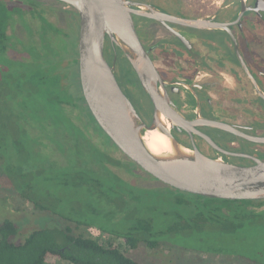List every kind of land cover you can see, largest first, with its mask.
Returning <instances> with one entry per match:
<instances>
[{
    "label": "trees",
    "instance_id": "1",
    "mask_svg": "<svg viewBox=\"0 0 264 264\" xmlns=\"http://www.w3.org/2000/svg\"><path fill=\"white\" fill-rule=\"evenodd\" d=\"M53 5L0 0V52L14 62L28 61L30 71L25 94L19 89L24 82H18L15 92L0 82L4 86L0 87V169L18 187L14 192L31 214L45 213L59 222L34 229L17 242L15 224L2 221L0 264H142L122 252L118 241L128 252L140 247L153 251L167 245L187 249L193 237L206 231L216 241L264 234V200L230 201L186 193L120 156L78 94L77 43H50L67 40L70 31L57 24L60 9ZM62 13L67 22L71 14ZM52 15L58 18L53 21ZM19 25L23 40L39 43L25 49L18 48L21 43H11L22 39L20 31L10 35ZM73 35L77 39L76 27ZM106 48L111 51L109 43ZM117 52L118 66L131 68L118 47ZM255 122L261 127L264 120L256 116ZM223 137L224 142H238L233 152L264 160V145L229 133ZM233 159L240 165L254 164L250 159ZM91 228L103 236H92ZM207 252L231 254L214 247Z\"/></svg>",
    "mask_w": 264,
    "mask_h": 264
},
{
    "label": "flooded vegetation",
    "instance_id": "2",
    "mask_svg": "<svg viewBox=\"0 0 264 264\" xmlns=\"http://www.w3.org/2000/svg\"><path fill=\"white\" fill-rule=\"evenodd\" d=\"M127 1L151 5L177 18L223 25L221 28L197 29L130 14L136 35L164 82L170 105L184 119L191 122L198 118L224 122L247 134L255 127L256 116L264 120V100L258 95L237 55L239 53L264 93V0ZM64 8L71 14L70 24L78 30V43L79 16L71 8L65 5ZM15 30H10V35L16 36V32L20 31V38L22 26H16ZM11 41L18 44L21 40L14 38ZM104 43V61L112 68L121 91L129 98L144 124L150 126L154 114L150 97L131 68L118 66L117 47L111 44L114 42L105 36ZM107 43L110 44V52L107 51ZM10 53L16 54L15 50ZM75 78L78 94L83 97L79 69ZM84 105L87 107L85 100ZM67 108H70L69 111L74 110L72 107ZM76 116L77 112L73 111L71 119L75 121ZM196 130L225 151L233 152V147L238 149V142H224V131L203 126L196 127ZM170 132L181 145L189 149L196 148L209 158H221L240 165L232 156L215 150L196 133L189 134L175 127Z\"/></svg>",
    "mask_w": 264,
    "mask_h": 264
},
{
    "label": "water",
    "instance_id": "3",
    "mask_svg": "<svg viewBox=\"0 0 264 264\" xmlns=\"http://www.w3.org/2000/svg\"><path fill=\"white\" fill-rule=\"evenodd\" d=\"M54 1L71 8L79 16L77 51L81 92L98 126L127 160L161 183L186 193L230 201L264 200V160L247 153L225 151L199 133L196 127L221 130L260 145H264V136L250 135L219 121L202 118L187 121L175 111L170 105L164 82L136 35L130 14L197 29L221 28L223 25L177 18L151 5L127 0ZM105 36L121 50L142 89L150 97L154 107L150 126L144 124L129 98L121 91L112 68L104 61ZM237 55L258 95L264 100V93L239 53ZM173 127L189 134L196 133L222 154L250 159L254 164L236 165L221 158H209L196 148L189 149L173 137L170 132ZM152 131L159 132L173 145L175 149L171 155L155 156L146 148L143 134Z\"/></svg>",
    "mask_w": 264,
    "mask_h": 264
},
{
    "label": "rangeland",
    "instance_id": "4",
    "mask_svg": "<svg viewBox=\"0 0 264 264\" xmlns=\"http://www.w3.org/2000/svg\"><path fill=\"white\" fill-rule=\"evenodd\" d=\"M43 4H53L60 10L59 20L56 21L57 24L62 25L66 29L68 27L67 40L63 42L59 39H54V42L50 43H76V37L73 35V27L68 18L63 17V11H65L64 5L56 4L51 0H37ZM57 15V14H56ZM52 15L53 21H55L58 16ZM21 40L24 37L21 36ZM20 48L34 47L33 43L29 39L19 42ZM44 43V42H40ZM49 43V42H45ZM28 61L24 62L22 60L13 61L8 55H4L0 52V79L5 89L9 92H15L17 90L18 82H24L19 88L22 93H26L25 90V79L29 77V67H27ZM1 85L0 87H4ZM3 92L0 90V97H2ZM87 135L91 138V131L88 128H84ZM250 135L264 136V123L261 127L255 126L250 131ZM113 144V143H112ZM10 176V175H9ZM12 179V175L10 176ZM13 180V179H12ZM18 188L14 183H10V179L5 177L0 169V223L6 219L10 220L15 224L18 229L17 235L14 237V240L20 242L24 235L34 229H40L46 226L59 225V222L53 219L51 216L45 213L31 214V210L24 205L18 195L14 192ZM89 233L94 237H102L103 235L100 231L96 229H89ZM250 235L239 236L238 238L234 237L233 239L225 240L226 237L222 238L223 240H218L210 238L208 231L203 234L202 237H193L192 242L189 243L187 249L177 247L175 245L170 246H161L157 250H148L144 247L138 248L137 251L128 252L124 247V243L119 240L121 251L129 255L133 260L138 261L142 264H255V262L248 258V256L255 257L257 261H264V234H255V232L250 233ZM107 236V235H106ZM242 237V238H241ZM218 239V237H217ZM233 240V241H232ZM216 241V242H213ZM205 246L201 251L195 252L198 246L204 244ZM210 247L217 248L219 250L227 249L231 254H211L207 252V249ZM192 249H196L192 251ZM206 249V251L204 250ZM206 252V253H205ZM234 254V255H233ZM247 256V257H245Z\"/></svg>",
    "mask_w": 264,
    "mask_h": 264
},
{
    "label": "bare ground",
    "instance_id": "5",
    "mask_svg": "<svg viewBox=\"0 0 264 264\" xmlns=\"http://www.w3.org/2000/svg\"><path fill=\"white\" fill-rule=\"evenodd\" d=\"M168 126L165 120H162ZM143 142L146 148L155 156H169L174 152V147L171 143L157 131L144 132Z\"/></svg>",
    "mask_w": 264,
    "mask_h": 264
}]
</instances>
